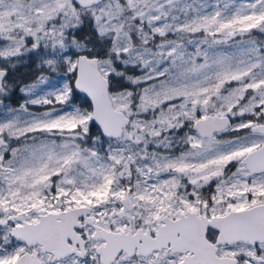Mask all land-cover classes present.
I'll list each match as a JSON object with an SVG mask.
<instances>
[{"label": "snow or ice", "instance_id": "obj_1", "mask_svg": "<svg viewBox=\"0 0 264 264\" xmlns=\"http://www.w3.org/2000/svg\"><path fill=\"white\" fill-rule=\"evenodd\" d=\"M0 264H264V0H0Z\"/></svg>", "mask_w": 264, "mask_h": 264}]
</instances>
